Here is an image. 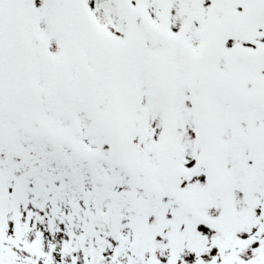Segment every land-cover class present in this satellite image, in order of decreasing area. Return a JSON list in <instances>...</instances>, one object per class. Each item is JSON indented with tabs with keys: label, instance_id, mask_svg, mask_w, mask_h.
<instances>
[{
	"label": "snow or ice",
	"instance_id": "snow-or-ice-1",
	"mask_svg": "<svg viewBox=\"0 0 264 264\" xmlns=\"http://www.w3.org/2000/svg\"><path fill=\"white\" fill-rule=\"evenodd\" d=\"M0 264H264V0H0Z\"/></svg>",
	"mask_w": 264,
	"mask_h": 264
}]
</instances>
